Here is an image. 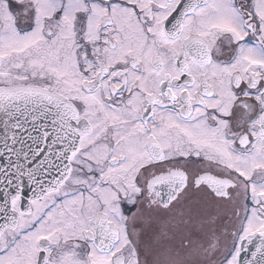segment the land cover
<instances>
[{
    "label": "snow or ice",
    "instance_id": "1",
    "mask_svg": "<svg viewBox=\"0 0 264 264\" xmlns=\"http://www.w3.org/2000/svg\"><path fill=\"white\" fill-rule=\"evenodd\" d=\"M0 264H264V0H0Z\"/></svg>",
    "mask_w": 264,
    "mask_h": 264
}]
</instances>
